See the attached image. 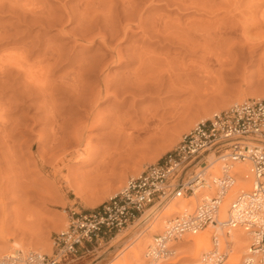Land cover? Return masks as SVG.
I'll return each instance as SVG.
<instances>
[{"label":"rangeland","instance_id":"1","mask_svg":"<svg viewBox=\"0 0 264 264\" xmlns=\"http://www.w3.org/2000/svg\"><path fill=\"white\" fill-rule=\"evenodd\" d=\"M13 1L15 0L12 2L11 0H0V70H3L0 72L1 248L6 246L7 250H12L14 247L10 248V245L18 243L17 245L18 247L20 245L21 249L40 251L50 255L53 249L54 234L66 228L72 213L87 212L116 194L128 178L137 176L146 165L159 160L177 144L183 134L189 132L198 122L209 118L212 113L248 98H264V0H197L198 2L192 0L196 5L202 6V9L201 6H197L198 10H193V8L186 10L181 6L179 8L176 5L180 4L174 3L175 0H134L133 6L135 5L136 11L128 15L134 14L130 17H133L131 18L133 21L138 22L137 12L140 13L141 19L147 22V25L146 23L142 24L143 27L145 26L147 28L145 30L151 34L146 32L148 34L145 37L137 30L136 26L132 25L126 40L118 39L112 43L107 41L106 44H103L105 47L101 46L97 40L96 43H87L85 40L88 35L85 36L86 38L84 37L85 39L78 38L80 37L78 33H82V31L76 28L78 26L76 25L77 18L74 20L75 22L67 19L64 25L60 24L62 26L56 27L58 25L56 23L57 25L53 27L56 20L49 23L48 26L46 23L48 14L45 12L47 15L45 18L46 15L42 11L43 8L44 11L50 12L48 19L52 13V18L62 15L64 23L63 14L66 11L68 12L70 9V14L75 13L74 10L82 11L79 9L85 6V2L95 4V0H16L14 4ZM24 1H27L26 7L30 2L34 3L35 7L32 5L28 8V10L35 8L30 10L31 13L27 12V8L24 7ZM103 1L99 5L103 4ZM20 2H23L24 5L22 6ZM82 2L84 3L81 4ZM108 2L110 3L109 11H107L109 9ZM108 2L104 3L105 6L104 4L102 7L96 6L100 12L96 10L97 8L96 11L91 10V13H95V15L97 13L95 24L98 26L92 23L95 27L91 28L89 34H103V17L110 14V16L116 17L118 12L123 17L127 7L123 11V5L119 4L117 0ZM15 5L17 7L14 8ZM79 5L81 6L79 7ZM38 6L39 9H36ZM106 6L108 7L105 8ZM103 8L104 10H101ZM61 9L66 11L62 12ZM25 11L29 15H33L32 18ZM112 11L116 13L114 14ZM108 12L109 15H107ZM244 14L248 17H245ZM90 16L93 18V15ZM65 17L67 18V16ZM152 17H157V21L155 19L157 23L160 19L159 23H161L158 24L160 28L162 24V28L166 25L164 24L165 20L170 23H167V27L179 24L178 26H184L185 29L182 28L185 31L189 26L191 29L195 25L198 35H203V39H200V47L193 54L186 52L176 43L171 45L167 41L162 42L161 39L158 42L155 39L156 34L154 35V31L152 32V28L150 29L152 25V22L149 23L150 19L154 22ZM123 24H125L124 19L112 28L119 30V26H123ZM155 27L158 28L156 24ZM164 28L166 29V27ZM71 30L74 35L77 34V41L72 42L71 38L74 35L68 34ZM204 36L207 39H204L206 38ZM153 38L154 41H152ZM114 42L119 44L124 53H130L133 47H136L148 52H155L154 55L158 58L161 55V59L169 56L167 59L171 60L174 57L172 61L176 60L177 62H170L172 64H168L169 68L168 65L161 64L162 67H160L161 65H151L156 68L159 66L157 71L159 68L162 72L165 70L162 73L163 76L170 72H173V75L177 73L179 79H175L177 77L175 75L172 78L178 80L177 83H181L180 88L167 89L166 80L165 88L160 91L151 90L147 93L137 92L133 96L117 95L106 99L101 98L95 104V107L98 106V110L95 107V109L92 108L96 112L89 111L86 117L85 112L88 104L81 108L72 100L69 101L68 96H63L62 93L60 94L61 91L56 90V87L67 80L70 83L71 75L68 76V73H73V65L50 67L46 70L45 75L42 72L45 70L39 67L43 62L44 57H41L44 56V50L49 49L48 45H52L51 47L54 45L55 48L61 46L58 49L61 50L64 58L73 56L74 51L76 53V56H73L75 61L81 58L91 60L90 57L93 60L94 56H97L101 61L104 56L101 54L106 53L107 56L111 54L107 51L106 45L111 43L114 46ZM46 44L48 45L46 46ZM75 49H78V52ZM17 55H21L19 58L24 59L19 60ZM85 57L87 58L85 59ZM106 59L103 60L105 64ZM135 61L132 60L130 63L124 64V67H112L109 64L105 76L109 75L108 79L118 81L124 77V72H130L138 67V63ZM37 64L39 65L37 66ZM75 64L74 62V66ZM28 71L37 76L35 83L37 81L38 85L40 79L47 78L48 82L45 84L51 85V88L47 85L50 96L48 94L44 96L39 91L38 93L37 88L29 83L28 79H25ZM39 71L44 75L43 77ZM85 73L82 72V77L79 78L83 79V86L84 84L86 87L91 85V88L95 89L102 85V80H98L96 75ZM65 76L68 79L62 82ZM116 88L118 86L114 85L111 90ZM86 97L92 98V96ZM86 97H83L82 103L84 100L85 104L88 103L86 101L89 100L85 99ZM48 100L49 102H47ZM92 102L89 103V107H92ZM49 108L55 112L53 118L56 119V123L57 121L61 122L59 123L62 125L60 131L56 123H53L54 119L50 120L51 116L46 114L45 109ZM94 118L99 121L94 123ZM90 123L92 127L89 128ZM57 128L59 132H57ZM113 128L116 131L111 132ZM54 132L57 134L55 133V135ZM54 135L58 139L60 136V139L64 137L67 142L64 144L61 142L58 145L51 143L54 140L51 139L54 138ZM71 137L80 138L81 146L78 147L71 143L74 140ZM71 147H75V149ZM76 149L84 151L86 155L77 157V153H72L77 151ZM135 226L129 227L112 240L102 243L93 252L83 254L82 258L70 264H124L125 260L129 264H153L155 262H157L156 264H190L192 262L191 258L185 257L188 253L180 248V244H174L176 247L172 256L158 258L153 263L149 258H145L148 245L153 242L154 235L160 231L152 233L149 237L151 240L144 242V254L141 258H126L129 254L131 255L128 251H125L126 254L123 252L125 258H122L123 255L117 256L129 239L139 235L137 229L143 232L146 230L147 224L145 222ZM18 247L15 246V248ZM6 252L2 251L0 256ZM230 261L231 259L228 258L226 263Z\"/></svg>","mask_w":264,"mask_h":264},{"label":"built area","instance_id":"2","mask_svg":"<svg viewBox=\"0 0 264 264\" xmlns=\"http://www.w3.org/2000/svg\"><path fill=\"white\" fill-rule=\"evenodd\" d=\"M239 163L248 165L249 191L228 196ZM174 202L189 209L165 220L147 248L150 262L172 256L183 235L211 225L205 258L225 264L232 243L222 234L239 228L250 238V253L241 264H264V98H248L212 113L159 160L128 178L116 194L87 212L72 213L66 228L54 234L50 255L17 250L0 256V264H70L132 227L146 212V218L155 219Z\"/></svg>","mask_w":264,"mask_h":264},{"label":"bare ground","instance_id":"3","mask_svg":"<svg viewBox=\"0 0 264 264\" xmlns=\"http://www.w3.org/2000/svg\"><path fill=\"white\" fill-rule=\"evenodd\" d=\"M20 1H22V0H20ZM87 1V0H86ZM97 1H100V0H95V4L96 3H98L97 5H95V4H91V2L90 3H88V1L87 2H82L81 4H85V6L83 7H81L82 9H79V10H82V11H75L74 10V12L75 13H72V14H70V12H69V10H68V12L66 11H62L63 9H61V11L62 12H65V14H63L64 15V19H65V22L63 23L62 22V15L60 16V15H58L57 17L55 16V18H52V14H50L51 16H50V19H51V21H50V19H48V17H49V13L47 12V11H44V9L42 8V11L44 12L43 14H45V12L48 14V17H47V15L45 16V18L47 19V21L48 22H46L47 24H48V26H49V23L51 24L52 22H55V20H56V22L52 25L53 27L54 26H56L57 24L56 23H58V25L56 26V27H60V26H62V25H64L66 22H67V19L68 20H70V21H74L76 18V25H78L76 28L77 29H79L80 31H82V33H78V36H80V37H78V38H83V39H85L87 36L86 35H88V38H86L87 40H85V41H87V43H89V44H91V43H96L97 41H99V43H101V46L103 45V44H106V42L108 41V42H111L112 43V41H115V40H117L118 41V39L119 40H126L127 39V36H128V32L130 31V29H131V26L133 25V26H136V28H138L137 30H139L140 32H141V34H143V36L145 35V37H146V35L149 33L148 32V30H145V29H147L145 26L143 27V25L142 24H144V23H146V25H147V22H145V21H143V19H141V16H140V13H138L137 12V14H138V18L137 19H139V21L138 22H135V21H133V19H131V18H133V17H130V16H133V15H128L129 13L131 14V12L132 13H134L135 11H136V9H135V5L133 6V4H135L134 3V0H117V2L119 3V4H122L123 5V11H125V9H126V7H127V9H126V11H128L127 13H126V11H125V13H124V15H123V17H121V13L120 12H118V15H115L116 17H112V16H114V15H112V16H110L111 14L108 12L107 13V15H109V16H107V17H103V20H104V22H103V29H104V31H103V34H99V33H97V34H95V35H91V33L89 34V32H91V30L93 29L92 27L94 26V24H95V22H97V21H95V19H96V15H97V13H96V15H95V13L93 14V13H91V10L92 11H98V9L99 8H97L96 6H98L99 4H100V2H102V0L100 1V2H97ZM104 1H106V0H104ZM103 1V4L104 3H107V2H104ZM142 1V0H141ZM189 1V0H188ZM195 1V0H194ZM11 2H12V0H11ZM16 2V0L15 1H13V4ZM18 2V1H17ZM27 1H24V4L26 3ZM30 2V1H29ZM176 2V4L177 3H179L180 5H176V6H178L179 8H180V6H181V8L183 7H185L184 9H188V8H193V10L194 9H196V10H198L197 8V6H201V5H196V3L195 2H193L192 0L191 1H189V2H187L186 0H175L174 1V3ZM196 2H198L197 0H196ZM91 6V7H87V6H89L88 4ZM17 4H19V3H17ZM20 4L23 6L24 4H23V2L21 3L20 2ZM19 4V5H20ZM28 4V3H27ZM30 4H31V2H30ZM28 4V7H26L27 5L25 4L24 5V7H26L27 9L26 10H28V8H30L29 6H32V5H34V3L33 4ZM87 4V5H86ZM102 3H101V5H99L98 7H102V5H103ZM108 4V6H109V9L107 10V11H109L110 10V3L108 2L107 3ZM203 5H204V3H202ZM206 4V6H207V3H205ZM209 5H210V3H208ZM12 5V4H11ZM93 5V6H92ZM106 4H104V6H105ZM193 5H195V6H193ZM81 5H79V7H80ZM103 6V7H104ZM108 6H106L105 8H107ZM215 6V5H214ZM10 7V6H9ZM12 7H13V5H12ZM15 7H17L16 5L14 6V8ZM32 7H35V5L34 6H32ZM41 7V6H40ZM43 7V6H42ZM196 7V8H195ZM211 7V6H210ZM11 8V7H10ZM97 8V9H96ZM113 8V7H112ZM111 8V9H112ZM135 10H134V9ZM31 9H33V8H31ZM31 9H29L27 12H30L31 13ZM35 9V8H34ZM33 9V10H34ZM36 9H39V6L36 8ZM45 9H47V8H45ZM94 9V10H93ZM96 9V10H95ZM201 9H202V6H201ZM17 10H18V8H17ZM41 10V9H40ZM48 10V9H47ZM77 10V9H76ZM101 10H104V8L103 9H101ZM114 10V9H113ZM189 10V9H188ZM195 10V11H196ZM15 11H16V9H15ZM38 11V10H37ZM37 11H35V12H37ZM50 11V10H49ZM106 11V12H107ZM200 11V10H199ZM14 12V11H13ZM26 11H25V13H27ZM33 12V11H32ZM73 12V11H72ZM77 12V13H76ZM98 12H100V10L98 11ZM102 12V11H101ZM111 12V11H110ZM113 12V11H112ZM38 13V12H37ZM89 13H90V15H93V18H91L92 16H90L89 15ZM104 13V12H103ZM102 13V14H103ZM114 14L116 13V12H113ZM28 14V13H27ZM34 14V13H33ZM99 14V13H98ZM101 14V13H100ZM106 14V13H105ZM15 15V14H14ZM24 15V14H23ZM29 15V14H28ZM36 16H38L39 14H35ZM42 15V14H41ZM56 15V14H55ZM104 15V14H103ZM244 15H246V14H244ZM30 16V18H32V16H31V14L29 15ZM28 16V17H29ZM35 16V17H36ZM40 16V15H39ZM43 16V15H42ZM41 16V17H42ZM60 16V17H59ZM65 16H67V18L65 17ZM95 16V17H94ZM216 16V15H215ZM35 17H33V18H35ZM44 17V16H43ZM162 17V16H161ZM217 17V16H216ZM245 17H248L247 15L245 16ZM250 17V16H249ZM37 18H39V17H37ZM116 18V19H115ZM143 18H144V16H143ZM157 17H155V18H153L152 17V20L154 19V22L153 21H151V19H150V21H149V23H151L152 22V25H151V27H150V29L152 28V32L154 33V35L155 36H157L155 39L156 40H158V42H160L159 40L161 39V41L162 42H168L169 44H177L179 47H181V48H183V50H185L186 52H190V53H193L194 54V52H195V50L196 49H198L199 47H200V39H203V35H201L202 36V38H200L201 36L200 35H198L199 33H197V31L198 30H196L197 29V27L195 28L194 26H192V28L190 29V26L188 27V28H186L187 30L185 31L184 29V26L183 25H180V26H178L177 24H173V25H168L169 27H167L166 25H167V23H169V22H167V20H165L166 21V23L164 22V24H166V25H164V27H166V29L164 30L163 28H162V25H161V28L158 26V24H160L159 23V20L160 19H158V23L156 22L157 21V19H156ZM160 18V17H159ZM215 18V17H214ZM46 19H44V18H42V20H45L46 21ZM64 19H63V21H64ZM94 19V20H93ZM122 19H124L125 20V24H123V26H119L120 27V29L118 28V27H116V28H118L119 30H117V29H115V28H112V27H114V25H117L119 22H121V20ZM155 19H156V21H155ZM162 19H163V17H162ZM220 19V18H219ZM243 19V18H242ZM246 19V18H245ZM25 20V19H24ZM102 20V21H103ZM114 20H117L118 22H116L115 23V21ZM147 20V19H146ZM164 20H162V21H164ZM44 21V22H45ZM50 21V22H49ZM98 21H99V17H98ZM113 21H114V25L112 24L113 23ZM148 21V20H147ZM214 21V20H213ZM43 22V23H44ZM75 22V21H74ZM77 22H78V24H77ZM100 22V21H99ZM243 22H244V19H243ZM42 23V22H41ZM45 23V24H46ZM92 23H94V24H92ZM39 24V23H38ZM60 24H62V25H60ZM98 24H100V23H98ZM110 24H112L111 26H110ZM155 24L157 25V27L158 28H156L155 27ZM170 24V23H169ZM227 24V23H226ZM225 24V25H226ZM36 25V24H35ZM96 26H98L97 24H95ZM109 25V26H108ZM192 25V24H191ZM224 25V26H225ZM187 26H188V24H187ZM228 26V25H227ZM30 27H31V25H30ZM95 27V26H94ZM101 27V26H100ZM149 27H148V29H149ZM184 29H183V28ZM74 28V27H73ZM76 28H74V30H76ZM92 28V29H91ZM230 28H232V27H230ZM63 29V28H62ZM99 29H101V28H99ZM113 29V30H112ZM114 29H115V32H114ZM198 29H200V28H198ZM233 29H234V26H233ZM61 30V29H60ZM220 30V29H219ZM61 31H63V30H61ZM73 30H71V32L69 33L68 32V34H73L74 35V32H72ZM101 31H102V29H101ZM150 31V30H149ZM221 31V30H220ZM146 32H148L147 34H146ZM207 32V31H206ZM218 32V31H217ZM224 32V31H223ZM75 33H76V31H75ZM130 33V32H129ZM202 33V32H201ZM219 33V32H218ZM151 33H149V35H150ZM220 34H222V33H220ZM77 34H75L72 38H71V40L73 39V41L72 42H74V41H77V36H76ZM91 35V36H90ZM210 35V34H209ZM86 36V37H85ZM152 36V35H151ZM200 36V37H199ZM206 36H207V34H206ZM206 36H204V37H206ZM85 37V38H84ZM149 38H150V36H148ZM108 38H110L109 40H108ZM115 38V39H114ZM154 38H153V40L152 41H154ZM204 39H207V37L206 38H204ZM211 39V38H210ZM79 40V39H78ZM97 40V41H96ZM148 40V39H147ZM155 40V41H156ZM81 41V40H80ZM96 41V42H95ZM83 42V41H82ZM75 43H80V42H75ZM85 43V42H84ZM109 44V45H106V48H107V51L108 52H110L111 54H112V56H110L109 54V56H107V54L105 55L104 53L103 54H101L102 56V59H101V61L99 60V58L97 57V56H94V58H93V60H92V57H90V59L91 60H84L83 58H81V59H79L78 61L76 60L75 61V59H73V56L76 54V53H74V51H73V56H71V57H68V58H64V56L61 54V50L60 49H58V48H60V47H54V45H53V47H51L52 45H48V44H46V46L48 45L49 46V49H46V50H44V56H42L41 58H43V62H41V64L39 65V64H37V66L39 65V67L41 68V69H44L45 71H42V72H44L43 74L45 75V73H46V70L48 69V68H50V67H55V66H58V65H61V67L62 66H64V65H73V67H74V71H73V73H68V76H70V78H69V81H70V83L68 82V78L66 79V76H65V79H62L63 81L62 82H64V80H67L65 83H62V85H60L59 87H56V90H58V92L59 91H61L60 92V94L62 93L63 94V96H68V100L70 101V100H72L74 103H76V104H78V106H80L81 108L82 107H85L87 104L89 105V103L91 102V101H93L92 102V107H89L88 105H87V111H86V109H85V115H86V117H87V115L89 114V111H93L95 108L97 109V107L98 106H96L95 107V104H97V102H99L100 101V99L101 98H109L110 96H117V95H121V96H128V95H131V96H133L135 93H137V92H139V93H147V92H149V91H151V90H157V91H160V90H162L163 88H165V82H166V80H167V83H166V87H167V89L168 88H173V89H176V88H180V85H181V83L179 84V83H177L178 82V80L176 81L175 79L176 78H178L179 76H177V73H176V75L175 76H177V77H175V79H173L172 78V76H174L172 73L173 72H170V73H167L166 74V76H163L162 75V73L163 72H165V70H163V72H162V70L160 71L159 69H158V71L156 70L159 66H157V68L155 67V66H153V65H165V66H167L168 64H172L173 62H175V61H172V59L174 60V57H172V59L170 60V59H167V57H169V56H167V57H163L162 56V58H164V59H161V55L159 56V58H158V56L156 57L154 54H156L155 52H148V51H145V50H143L142 48H134L133 46V50H132V52L130 51V53H128V52H126V53H124V50H122V48H120V46H119V44H115V42H114V46L112 45V44ZM108 44V43H107ZM83 45V44H82ZM56 46V45H55ZM77 46V45H76ZM81 46V45H80ZM85 46V45H84ZM84 46H82V47H84ZM50 47H51V50H50ZM89 47V46H88ZM103 47H105L104 45H103ZM80 48V47H79ZM85 48V47H84ZM87 48V47H86ZM25 49V48H24ZM62 49V48H61ZM82 49V48H81ZM132 49V48H131ZM49 50V51H48ZM76 50V49H75ZM78 50V49H77ZM76 50V51H77ZM80 50V49H79ZM84 50V49H83ZM105 50V49H104ZM46 51V52H45ZM106 51V50H105ZM42 53H43V51H41ZM78 52V51H77ZM82 52V51H81ZM81 52H79V53H81ZM84 52V51H83ZM82 52V53H83ZM107 52V53H108ZM128 53V54H127ZM43 55V54H42ZM66 55V54H65ZM72 55V54H71ZM154 55V56H153ZM21 55H17L16 57L20 60H23L24 58H19ZM67 56V55H66ZM70 56V55H69ZM76 56V55H75ZM79 56V55H78ZM97 57V58H96ZM106 57H107V59H106ZM110 57V58H109ZM75 58V57H74ZM87 57H85V59H86ZM89 58V57H88ZM109 58V59H108ZM83 59V60H82ZM94 59H96V60H94ZM105 59L107 60L106 61V64L105 63H103V60L105 61ZM176 59V58H175ZM41 60V59H40ZM98 60V61H97ZM132 60H136L135 62H137L138 63V67L137 68H134L133 70H129L130 72H124L125 73V75H124V73H123V75H124V77L118 82V81H116L115 79H108V77H109V75H108V77H107V75L105 76V74H106V70H107V67H108V65L110 64L112 67H114V66H125L124 64H128V63H130ZM170 60V61H169ZM17 62H19L20 63V61H17ZM16 62V63H17ZM22 62V61H21ZM74 62L76 63L75 64V66H74ZM153 62H156V63H153ZM170 62H172V63H170ZM177 62V61H176ZM16 63H14L15 65H17ZM18 63V64H19ZM151 64H153V65H151ZM177 64V63H176ZM162 65L160 66V67H162ZM18 67H19V65H17ZM21 68V67H20ZM38 68V67H37ZM168 68H169V65H168ZM39 69V68H38ZM173 70V69H172ZM1 71H3V70H0V72ZM49 71H50V69H49ZM108 71H109V69H108ZM174 71V70H173ZM40 73H41V71H39ZM82 72H86L85 74H91L92 76H97V78H98V80H102V85L101 86H99L98 88H95V89H92L91 88V85H89L90 87H88V85H87V87H86V84H84V86H83V83H82V81H83V79L81 80V79H79V78H81L82 77ZM27 73V77H25V79H28L30 82L29 83H32L36 88H37V92L39 91V92H41L44 96H47V94H48V88H47V85L48 84H45L46 82H48V81H46L47 80V78L44 80H41V82H40V80H39V85L38 84H36L37 83V81H36V83H35V80H37V76H35V75H33L32 73H31V71L29 72H26ZM28 73H30V74H28ZM35 73V72H34ZM174 73H175V71H174ZM36 74V73H35ZM42 74V73H41ZM42 74V77L44 76ZM172 74V75H171ZM37 75V74H36ZM66 75V74H65ZM83 76H85V75H83ZM168 76V77H167ZM164 77H167L166 79L164 78ZM61 79H60V82H61ZM179 79V78H178ZM43 81H45L44 83H43ZM59 81H58V83H60ZM28 82H27V84H29ZM35 83V84H34ZM43 83V84H42ZM82 83V84H81ZM61 84V83H60ZM57 85H59V84H57ZM114 85H117L118 86V88H116V89H113V90H111V87L112 86H114ZM31 86V85H30ZM50 86V88H51V85H48V87ZM95 87V86H94ZM31 88V87H30ZM32 88H33V86H32ZM32 88H31V91H32ZM58 88V89H57ZM39 89V90H38ZM172 89V90H173ZM34 91V90H33ZM38 92V93H39ZM42 94H40L41 96H43ZM48 96H50L49 94H48ZM86 96H88V97H90V96H92V98L90 97V99H88ZM75 97V98H74ZM83 97H86L85 99H88L89 101H86V102H88V103H84L85 102V100H84V106L82 105L83 103L81 102L82 100H83ZM51 98V97H50ZM49 98V99H50ZM74 98V99H73ZM93 99V100H92ZM67 100V101H68ZM52 101V100H51ZM125 101V100H124ZM47 102H49V100L47 101ZM119 103V102H118ZM123 103V102H122ZM50 104V103H49ZM50 106H52V104H50ZM49 106V107H50ZM95 107V108H94ZM119 107V106H118ZM48 108V107H47ZM53 108V107H52ZM91 110H90V109ZM92 108H94L93 110H92ZM80 109V108H79ZM52 109H45V111H46V114L48 113L49 114V116H51L50 117V120L52 119V121H53V117H54V113L55 112H52L51 111ZM98 110V109H97ZM95 111V110H94ZM96 112V111H95ZM93 113V112H92ZM57 114V113H56ZM48 116V115H47ZM46 116V117H47ZM91 116V115H90ZM98 116V115H97ZM55 117H58V116H55ZM96 119L97 118H94V123L95 122H98L99 120H97L96 121ZM112 119V118H111ZM110 119V120H111ZM56 119H54V121H53V123L55 122L56 123V121H55ZM93 120V119H92ZM101 120V119H100ZM92 123H93V121H91ZM101 123H102V121H100ZM104 122V121H103ZM107 122V121H106ZM112 122V121H111ZM110 122V123H111ZM59 123H61V122H59ZM59 123H58V121H57V123H56V126L59 128V131H60V129H62L60 126H62L61 124L59 125ZM108 123V122H107ZM100 124V123H99ZM98 124V125H99ZM55 125V124H54ZM89 125V124H88ZM90 125H91V123H90ZM89 125V128L90 127H92V125L90 126ZM100 125H102V124H100ZM115 126V125H114ZM58 128H57V132H59L58 131ZM114 128H116V127H114ZM112 129V131L111 132H114V131H116V129ZM110 132V133H111ZM53 133V132H52ZM56 132H54V134H55ZM57 134V133H56ZM55 134V135H56ZM112 134V133H111ZM55 135H54V138H51V139H54L51 143H57L56 145H58L59 143H63L64 144V142H67V139H65L64 137V140H66V141H62V139H60L61 138V136H60V140L58 139V138H56L55 137ZM51 137V136H50ZM53 137V136H52ZM73 137H74V135H73ZM72 138V137H71ZM75 138H77V137H75ZM75 138H72V139H74L73 141H71V143H73L74 145L76 144V145H78V147L79 146H81V141H80V138H78V139H75ZM66 144V143H65ZM53 145V144H52ZM68 145H70L69 143H68ZM55 146V145H54ZM64 147V146H63ZM71 148H74L75 149V147H71ZM65 149V148H64ZM77 150V149H76ZM64 151V150H63ZM65 151H67V150H65ZM71 151V150H70ZM74 151V150H73ZM69 153V152H68ZM71 153V152H70ZM72 153H77V157H81V155H86L85 153H84V151L82 152V151H80V149H78L77 151H74V152H72ZM76 157V158H77ZM86 157V156H85ZM72 158V157H71ZM75 158V159H76ZM217 165H218V163H215V165H214V167L215 168H217ZM42 168V167H41ZM234 172H235V183H234V185H233V187H232V189H231V191H230V193L228 194V196L229 195H231L233 192H236L237 190H242L243 192H248L249 191V182H248V178H249V170H248V165H246V164H243V163H239V164H235V166H234ZM35 196H37V195H35ZM226 204L227 203H224L223 204V206L221 207V216H223L224 215V212H225V207H226ZM188 208L189 209V206L187 205H185V203L184 202H174V203H171L170 204V206H169V208H168V210L166 211V212H164L163 214H161L159 217H157V218H155V219H148V218H146L147 217V212L140 218V220L137 222V223H135L136 224V226H138V225H140V224H142V223H145L146 222V224H147V227H146V230H144L143 232H142V230H140V229H137V232L139 233V235H136V236H132L133 238H131V239H129V241H128V243L122 248V250H120L119 252H118V254H117V256L118 255H123L122 256V258H125V255L123 254V252H125V251H128V252H130L131 253V255L129 254V256L128 257H126V258H135V259H138V258H141L142 257V255L144 254V242L145 241H147V240H151V239H149V237H151V234L152 233H154V232H159V231H161L162 230V228H163V226H164V224H165V220L167 219V218H169L171 215H173V214H175V213H178V212H181L184 208ZM135 224L133 225V226H135ZM135 226V227H136ZM213 231V228H212V226L211 225H209L206 229H204V230H199V231H196V232H194V233H187V234H185V235H183L182 236V238H181V240L179 241V242H177V243H175V244H180V248L181 249H184V250H186V252L188 253V255H185V257H188L189 259L191 258V263L190 264H216V259L217 258H205V253H207L208 251H210V248H211V245H210V238H211V233H212V231ZM143 233V235H142V233ZM141 233V234H140ZM158 234V233H157ZM222 236H223V240H225V241H227V242H231L232 243V252L230 253V255H229V258L231 259V261L230 262H228V263H226V264H241L242 263V260H244L245 258H244V255H246V254H249L250 253V251H249V244H250V238H249V236L247 235V234H245V232L244 231H242L241 229H239V228H237V229H234V230H231L230 231V234L228 235V236H225L224 234H222ZM5 239H6V237H5ZM154 241V240H153ZM18 243H12V245H10V248L11 247H14V249H10V250H7V248H6V246L5 247H3V248H1V246H0V253L2 252V251H7L6 252V254L7 255H11V254H13V253H15L17 250H29V249H21V248H19V247H21L20 245H19V247H18V245H17ZM151 244H153V242L151 243ZM151 244H149V245H151ZM1 245V244H0ZM3 245V244H2ZM148 245V246H149ZM4 246V245H3ZM15 246H17L18 248H15ZM46 248H47V246H46ZM148 248V247H147ZM41 250H43L42 248H41ZM47 250H48V248H47ZM34 251V250H33ZM35 252H37V253H40V254H43V253H41L40 251L38 252V251H35ZM44 252V251H43ZM45 252H47V251H45ZM146 252H147V249H146V251H145V255L144 256H147L146 255ZM125 254H126V252H125ZM159 258H165V257H159ZM157 260H158V258H157ZM156 261V260H155ZM154 261V262H155ZM153 263V262H152ZM157 262H155V263H153V264H156ZM124 264H129L126 260L124 261Z\"/></svg>","mask_w":264,"mask_h":264},{"label":"crops","instance_id":"4","mask_svg":"<svg viewBox=\"0 0 264 264\" xmlns=\"http://www.w3.org/2000/svg\"><path fill=\"white\" fill-rule=\"evenodd\" d=\"M82 257H83V255H82Z\"/></svg>","mask_w":264,"mask_h":264}]
</instances>
